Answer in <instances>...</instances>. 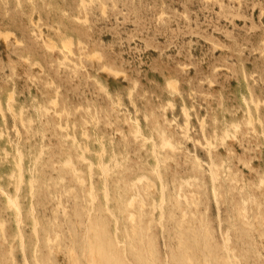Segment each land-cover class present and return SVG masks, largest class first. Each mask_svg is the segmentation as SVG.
Masks as SVG:
<instances>
[{
	"label": "rangeland",
	"instance_id": "1",
	"mask_svg": "<svg viewBox=\"0 0 264 264\" xmlns=\"http://www.w3.org/2000/svg\"><path fill=\"white\" fill-rule=\"evenodd\" d=\"M82 2L0 0V264H264V0Z\"/></svg>",
	"mask_w": 264,
	"mask_h": 264
},
{
	"label": "bare ground",
	"instance_id": "2",
	"mask_svg": "<svg viewBox=\"0 0 264 264\" xmlns=\"http://www.w3.org/2000/svg\"><path fill=\"white\" fill-rule=\"evenodd\" d=\"M16 1H17V0H16ZM81 2H82V0H81ZM83 2H84V0H83ZM83 2H82L81 4H83ZM83 8H84V7H83ZM103 12H104V11H103ZM36 20H37V19H36ZM35 24H36V23H35ZM40 28H41V27H40ZM10 33H11V32H10ZM0 34H4V33H0ZM4 35H5V34H4ZM2 40H3V39H2ZM41 41H42V40H41ZM61 41H62V40H61ZM62 44H63V46H62L61 49L64 48V49H67L68 51H70V46H71L72 42H71V39H70L69 37H68V39H64V40L62 41ZM76 44H77V42H76ZM13 45H14V44H13ZM46 49H47V48H46ZM68 51H67V52H68ZM93 55H94V54H93ZM97 56H98V55H97ZM97 56H96V57H97ZM97 58H98V57H97ZM61 60H62V59H61ZM102 66H103V65H102ZM108 68H109V67H108ZM113 70H114V69H113ZM116 73H117V71H116ZM114 74H115V73H114ZM166 82H168V81H166ZM174 82H175V81H174ZM247 85H248V84H247ZM172 87H173V86H172ZM248 87H249V86H248ZM249 91H250V89H249ZM6 92H7V91H6ZM8 92H9V91H8ZM10 92H11V91H10ZM129 94H130V93H129ZM251 94H253V92H252ZM251 94H249V95H251ZM178 95H179V94H178ZM253 95H254V94H253ZM7 96H8V95H7ZM10 96H11V95H10ZM54 96H55V94H54ZM242 96H243V95H242ZM5 97H6V96H5ZM10 98H12V96H11ZM249 98H250V97H249ZM50 99H51V98H50ZM54 99H55V98H54ZM242 99H244V97H243ZM251 99H252V98H251ZM251 99H250V100H251ZM30 100H31V98H30ZM30 100H29V101H30ZM244 100H245V99H244ZM53 101H54V100H53ZM53 101H52V99H51V102H52V103H53ZM251 101H252V100H251ZM116 102H117V101H116ZM243 102H244V101H243ZM257 102H259V101H257ZM48 103H50V102H48ZM52 103H51V104H52ZM113 103H114V102H113ZM246 103H247V101H246ZM28 104H29V103H28ZM33 104H34V103L32 102V105H33ZM35 104H36V103H35ZM116 104H117V103H116ZM169 104H170V103H169ZM257 104H258V103H257ZM6 105H7V104H6ZM42 105H43V104H42ZM247 106H248V105H247ZM7 107H8V106H7ZM183 107H184V106H183ZM245 107H246V106H245ZM253 107H254V106H253ZM257 107H258V106H257ZM163 108H164V107H163ZM189 108H190V107H189ZM247 108H248V107H247ZM2 109H3V108H2ZM9 109H10V108H9ZM18 109H19V108H18ZM20 109H22V108H20ZM41 109H42V108H41ZM184 109H185V107H184ZM184 109H183V112H186V109H185V111H184ZM45 110H46V109H45ZM181 110H182V109H181ZM5 111H6V110H5ZM5 111H4V112H5ZM10 111H11V110H10ZM61 111H62V108H61ZM247 111H248V109H247ZM1 112H2V111H1ZM35 112H36V111H35ZM64 112H65V111H64ZM243 112H244V111H243ZM256 112H257V110H256ZM18 113H19V112H18ZM53 113H54V112H53ZM60 113H61V112H60ZM248 113H249V111H248ZM35 114H36V113H35ZM183 114H184V113H183ZM185 114H186V113H185ZM185 114H184V115H185ZM18 115H20V114H18ZM28 115H29V113H28ZM40 115H41V114H40ZM40 115H39V116H40ZM243 115H244V113H243ZM245 116H246V115H245ZM13 117H14V116H13ZM18 117H19V116H18ZM32 117H33V116H32ZM57 117L59 118V116H57ZM144 117H145V116H144ZM186 117H187V116H186ZM242 117H243V116H242ZM2 118H3V116H2ZM172 118H173V117H172ZM172 118H171V119H172ZM3 119H4V118H3ZM26 119H27V117H26ZM128 119H129V118H127V120H128ZM143 119H144V118H143ZM173 119H174V118H173ZM28 120H29V119H28ZM34 120H35V119H34ZM34 120H33V121H34ZM42 120H43V119H42ZM247 120H248V119H247ZM259 120H260V119H259ZM129 121H131V120H129ZM136 121H137V120H136ZM169 121H170V120H169ZM213 121H214V119H213ZM20 122H21V121H20ZM27 122H28V121H27ZM38 122H39V121H38ZM58 122H59V120H58ZM63 122H64V121H63ZM65 122H67V121H65ZM170 123H171V121H170ZM230 123H231V122H230ZM230 123H229V125H230ZM242 123H243V122H242ZM246 123H247V122H246ZM38 124H39V123H38ZM176 124H177V123H176ZM176 124H175V125H176ZM247 124H248V123H247ZM247 124H246V125H247ZM20 125H21V124H20ZM56 125H57V124H56ZM72 125H73V124H72ZM155 125H156V124H155ZM244 125H245V124H244ZM22 126H23V125H22ZM57 126H58V125H57ZM66 126H67V125H66ZM156 126H157V125H156ZM178 126H179V125H178ZM187 126H188V125H187ZM3 127H4V126H3ZM63 127H64V126H62V128H63ZM172 127H173V125H172ZM174 127H175V126H174ZM174 127H173V128H174ZM180 127H181V126H180ZM180 127H179V128H180ZM260 127H261V125H260ZM15 128H16V127H15ZM57 128H58V127H57ZM59 128H60V126H59ZM62 128H60V129H62ZM179 128H178V129H179ZM185 128H187V127H185ZM233 128L235 129L234 131H237V130H238V126L235 125V124L233 125ZM182 129H183V128H182ZM5 130H6V128H5ZM14 130H15V129H14ZM37 130H38V129H37ZM16 131H17V130H16ZM16 131H15V132H16ZM160 131H161V130H160ZM184 131L186 132V130H184ZM201 131H202V130H201ZM136 132H137V131H136ZM178 132L180 133V131H178ZM0 133H1V132H0ZM83 133H84V132H83ZM95 133H96V132H95ZM137 133H139V132H137ZM212 133H213V132H212ZM4 134H6V133H4ZM15 134H17V133H15ZM66 135H68V134H66ZM83 135H84V134H83ZM186 135H187V134H186ZM92 136H93V135H92ZM99 136H100V135H99ZM160 136H161V135H160ZM142 137H143V135H142ZM232 137H233V136H232ZM18 138H19V137H18ZM40 139H41V137H40ZM73 139H74V138L72 137L71 140H73ZM92 139H93V137H92ZM149 139H150V137H149ZM149 139H148V140H149ZM160 139H161V138H160ZM186 139H187V137H186ZM189 139H190V137L188 138V140H189ZM203 140H204V137H203ZM223 140H225L224 137H222V141H223ZM85 141H86V140H85ZM90 141H92V140H90ZM185 141H186V140H185ZM219 141H220V140H219ZM7 142H8V140H7ZM99 142H100V141H99ZM173 142H174V141H173ZM173 142H172L170 139L166 138V137H162V139H161V144H160V143H159V144H160L161 149L169 148V149L172 150V149L175 148V145L173 144ZM197 142H198V141H197ZM207 142H209V141H207ZM4 143H5V142H4ZM8 144H9V143H8ZM41 144H42V142H41ZM71 144H72V141H71ZM209 144H210V143H209ZM101 145H102V143H101ZM109 145H111V144H109ZM198 145H199V143H198ZM207 145H208V143H207ZM82 146H83V144H82ZM82 146H81V147H82ZM202 146H203V144H202ZM202 146H201V147H202ZM210 146H211V145H209L208 147H210ZM216 146H217V145H216ZM38 147H39V145H38ZM41 147H42V146H41ZM76 147H79V146H76ZM102 147H103V146H102ZM158 147H159V145H158ZM208 147H207V148H208ZM110 148H111V147H110ZM141 148H142V147H141ZM0 149H2V148H0ZM3 149H4V148H3ZM77 149H78V148H77ZM81 149H82V148H81ZM85 149H86V147H85ZM85 149H84V150H85ZM87 149H88V148H87ZM153 149H154V148H153ZM161 149H160V150H161ZM38 150H39V148H38ZM82 150H83V149H82ZM98 150H99V149H98ZM208 150H209V149H208ZM208 150H207V151H208ZM17 151H18V150H17ZM77 151H78V150H77ZM85 151H86V150H85ZM89 151H90V150H88V152H89ZM32 152H33V151H32ZM37 152H39V151H37ZM78 152H80V151H78ZM91 152H92V150H91ZM94 152H95V151H94ZM96 152H98V151H96ZM96 152H95V154H96ZM148 152H149V151H148ZM18 153H19V155H21V154H20V151H19ZM33 153H34V152H33ZM33 153H32V154H33ZM81 153H82V151H81ZM112 153H114V152H112ZM150 153H151V152L148 153V156H149V155H150V156L152 155V154H150ZM152 153H153V151H152ZM154 153H156V149H155V152H154ZM79 154H80V153H79ZM114 154H115V153H114ZM117 154H118V153H117ZM163 154H164V153H163ZM37 155H38V154H37ZM37 155H36V156H37ZM86 155H87V154H86ZM86 155H85V156H86ZM93 155H94V154H93ZM97 155H98V154H97ZM102 155H103V154H102ZM112 155H113V154H112ZM156 155H158V154H156ZM3 156H4V155H3ZM36 156H35L34 158H36ZM108 156L110 157V155H108ZM158 156H159V155H158ZM65 157H66V156H65ZM68 157H69V156H68ZM79 157H80V156H79ZM93 157H94V156H93ZM109 157H108V159H109ZM152 157H153V156H152ZM152 157H151V158H152ZM169 157H170V156H169ZM195 157H196V156H195ZM195 157H194V160H195L196 158L200 157V156H198V157H196V158H195ZM3 158H4V157H3ZM20 158H21V156H20ZM39 158H40V155H39ZM81 158H83V157H81ZM81 158H80V159H81ZM86 158H87V157H86ZM112 158H113V157H112ZM149 158H150V157H149ZM163 158H164V156H163ZM207 158H208V157H207ZM212 158H213V157H212ZM64 159H65V158H64ZM83 159L85 160V158H83ZM108 159H106V160H108ZM147 159H148V158H147ZM3 160H4V159H3ZM30 160H32V157H31ZM35 160H37V159H34V161H35ZM89 160H91V159H89ZM101 160H102V159H101ZM110 160H112V159H110ZM119 160H120V159H119ZM158 160H159V158H158ZM18 161H19V160H18ZM34 161H33V162H34ZM39 161H40V159H39ZM69 161H70V160H68L67 163H70V164H71V162H69ZM86 161H87V160H86ZM97 161H99V160H97ZM113 161H114V160H113ZM152 161H153V160H152ZM154 161H155V160H154ZM195 161H196V160H195ZM197 161H199V160L197 159ZM200 161H201V160H200ZM20 162H21V161H20ZM80 162H82V161H80ZM84 162H85V161H84ZM162 162H163V160H162ZM204 162H205V161H204ZM214 162H215V161H214ZM5 163H6V162H5ZM34 163H35V162H34ZM34 163H33V164H34ZM65 163H66V162H65ZM89 163H90V162H89ZM95 163H96V162H95ZM95 163H94V167H95ZM109 163H110V162H109ZM109 163H107V164H109ZM144 163H145V162H144ZM160 163H161V162H160ZM160 163H159V165H160ZM201 163H202V162H201ZM208 163H210V162H208ZM220 163H222V162H220ZM18 164H19V162H18L16 165L18 166ZM21 164H22V163H21ZM37 164H38V163H37ZM74 164H75V163H74ZM86 164H87V163H86ZM99 164H100V162H99ZM154 164H155V163H154ZM162 164H163V163H162ZM162 164H161V165H162ZM205 164H206V163H204V165H205ZM35 165H36V164H35ZM109 165H110V164H109ZM145 165H147V164L145 163ZM156 165H157V163H156ZM208 165H209L208 167H210V168L208 169V167H207V169L209 170V173H210L211 176H212V179H210V178H208V179H210V180H209V181H210V184H212L214 181L217 180V175H218L217 171H218V169H217V165H216L215 163H213V162H212L211 164H208ZM225 165H226V164H225ZM92 166H93V165H91V163H90V166H89V167L91 168ZM103 166H104V167H103V171H107V172H108V169L105 167V166H106V163H105V165H103ZM157 166H158V165H157ZM201 166H202V165H201ZM219 166H220V165H219ZM27 167H28V166H27ZM71 167H72V165H71ZM71 167H70V168H71ZM146 167H147V166H146ZM153 167H155V166H153ZM226 167H227V166H226ZM19 168H20V166H19ZM87 168H88V167H87ZM95 168H96V167H95ZM149 168H150V167H149ZM157 168H159V167H157ZM157 168H154L153 171H154V173H155L157 179H158L159 181L162 182V175H161V172H160V170H158ZM200 168H201V167H200ZM34 169H35V166H34ZM76 169H77V168H76ZM85 169H86V168H85ZM204 169H205V168H204ZM220 169H221V168H220ZM10 170H11V169H10ZM78 170H79V169H78ZM78 170H77V171H78ZM89 170H90V169H89ZM150 170H151V169H150ZM224 170H225V167H224ZM77 171H76V172H77ZM13 172H14V170H13ZM15 172H16V171H15ZM20 172H21V171H20ZM20 172H19V173H20ZM24 172H25V171H24ZM94 172H95V170H94ZM98 172H99V171H98ZM100 172H101V171H100ZM107 172H106V173H107ZM205 172H208V171L205 170ZM221 172H222V171H221ZM221 172H220V175L223 174V173H221ZM263 172H264V171H263ZM226 173H227V172H226ZM226 173H225V174H226ZM17 174H18V172H17ZM17 174H15V175H17ZM29 174H30V173H29ZM34 174H35V172H34ZM79 174H80V173H79ZM100 174H101V173H100ZM100 174H99V175H100ZM104 174H105V173H104ZM150 174H151V172H150ZM9 175H11V172H10V174H7V176H9ZM21 175H22V174H21ZM86 175H87V174H86ZM90 175H91V173H90ZM93 175H94V173H93ZM97 175H98V174H97ZM138 175H139V174H138ZM29 176H30V175H29ZM88 176H89V172H88ZM139 176H140V175H139ZM208 176L210 177L209 174H208ZM13 177H14V176H13ZM19 177L21 178V176H19ZM37 177H38V176H37ZM37 177H36V178H37ZM105 177H106V176H105ZM151 177H152V176H151ZM8 178H9V177H8ZM75 178H76V177H75ZM100 178H101V177H100ZM108 178H109V177H108ZM163 178H164V177H163ZM166 178H167V177H166ZM9 179H10V178H9ZM22 179H23V178H22ZM76 179H77V178H76ZM79 179H80V178H79ZM79 179H78V182H80ZM135 179H136V178H135ZM135 179H134V180H135ZM14 180H15V179H14ZM20 180H21V179H20ZM33 180H35V177L33 178ZM142 180H148V181L150 182L148 176L145 175V174H142V175L137 179L138 182H139V181H142ZM181 180H182V179H181ZM184 180H185V179H184ZM211 180H214V181L211 183ZM222 180H223V179H222ZM30 181H31V180H30ZM76 181H77V180H76ZM102 181H103V179H102ZM156 181H157V180H156ZM14 182H15V181H14ZM82 182H83V181H82ZM152 182H153V181H151V183H152ZM157 182H158V181H157ZM178 182H179V181H178ZM182 182H183V181H182ZM184 182H185L186 184H189V181H188V180H185ZM16 183H17V182H16ZM153 183H154V182H153ZM158 183H159V182H158ZM259 183H260V181H259ZM19 184H20V181H19ZM102 184H103V182H102ZM102 184H101V185H102ZM159 184H160V183H159ZM166 184H167V183H166ZM179 184H180V182H179ZM179 184H177V185H179ZM217 184H218V183H217ZM217 184H216V185H217ZM30 185H31V184H30ZM89 185H91V184H89ZM161 185H162V187H161ZM161 185H160L161 192H162L161 195L164 196L165 193H166V192H165V186H164V184H161ZM16 186H17V185H16ZM18 186H19V185H18ZM102 186H103V185H102ZM102 186H101V187H102ZM127 186H128V185H127ZM129 186H130V185H129ZM209 186H210V185H209ZM212 186H213V184H212ZM29 187H30V189L32 188V186H29ZM91 187H92V186H91ZM131 187H132V186H131ZM134 187H135V186H134ZM154 187H155V185H154ZM167 187H168V186H167ZM216 187H217V186H216ZM104 188H105V187H104ZM104 188H103V189H104ZM150 188H151V186H150ZM178 188H179V186H178ZM182 188H183V187H182ZM217 188H218V187H217ZM30 189H29V190H30ZM135 189H136V188H135ZM148 189H149V188H148ZM152 189H153V188H152ZM176 189H177V188H176ZM1 190H2V189H1ZM1 190H0V191H1ZM105 190H106V189H105ZM158 190H159V188H158ZM212 190H214V188H213ZM90 191H92V190L90 189L89 192H88V191H87V192L90 193ZM103 191H104V190H103ZM106 191H107V190H106ZM87 192H86V193H87ZM95 192H96V191H95ZM107 192H108V191H107ZM107 192H106V194H107ZM155 192H156V191H155ZM159 192H160V190H159ZM173 192H174V190H173ZM212 192H214V194H215V191H212ZM2 193H3V192H2ZM4 193H5V192H4ZM91 193H92V192H91ZM102 193L104 194V192H102ZM92 194H93V193H92ZM130 194H131V193H130ZM151 194H153V193H151ZM177 194H178V192H177ZM137 195L140 196V194H137ZM146 195H147V194H146ZM94 196H95V195H94ZM94 196H93V200L96 198V197H94ZM132 196H133V195H132ZM163 196H162V199H163ZM183 196H184V195H183ZM103 197L105 198V196H103ZM130 197H131V195H130ZM158 197H159V196H158ZM176 197H177V196H176ZM178 197H179V195H178ZM184 197H185V196H184ZM214 197H215V195H214ZM104 198H102V199L104 200ZM135 198H136V196H133L131 200L129 199L128 204H129V205H132V202H133V200H135ZM179 198H180V197H179ZM152 199H153V198H152ZM160 199H161V197H160ZM263 199H264V198H263ZM90 200H91V196H90ZM105 200H107V197H106ZM126 200H127V199H126ZM140 200H141V199H140ZM214 200H215V198H214ZM108 201H109V200H108ZM166 201H167V200H166ZM8 202H9V201H8ZM8 202H7V203H8ZM10 202H11V201H10ZM91 202H92V201H91ZM106 202H107V201H106ZM160 202H161V201H160ZM147 203H148V201H147ZM162 203H163V202H162ZM106 204H107V203H106ZM152 204H153V202H152ZM148 205H149V204H148ZM9 206H11L10 203H9ZM105 207H106V209H107V206H106V205H105ZM138 207H139V206H138ZM160 207H161V206H160ZM129 208H130V207H129ZM145 208H147V207H145ZM152 208H153V207H152ZM157 208H158V207H157ZM157 208H156V209H157ZM161 208H162V207H161ZM161 208H159V209L162 210ZM145 210H146V209H145ZM147 210H148V208H147ZM152 210H153V209H152ZM154 210H155V209H154ZM154 210H153V211H154ZM160 210H159V211H160ZM19 211H20V210H19ZM130 211H131V210H130ZM153 211H152V212H153ZM159 211H158V212H159ZM161 212H162V215H163V211H161ZM16 215H17V214H16ZM18 215H19V214H18ZM155 216H156V215H155ZM16 217H17V216H16ZM19 217H20V216H19ZM150 217H151V216H150ZM160 217H161V215H160ZM160 217H159V218H160ZM162 217H163V216H162ZM35 219H36V218H35ZM151 220H152V219H151ZM20 221H21V220H20ZM158 221H159V220H158ZM160 223H161V221H160ZM20 224H21V223H20ZM17 225H18V224H17ZM36 225H37V224H36ZM18 231H19V229H18ZM35 232H36V231H35ZM35 232H34V233H35ZM114 233H115V232H114ZM2 237H3V236H2ZM21 237H22V236H21ZM17 239H18V238H17ZM21 240H22V239H21ZM50 242H51V241H50ZM34 250H35V249H34ZM34 250H33V251H34ZM227 250H228V249H227ZM36 253H37V252L35 251V254H36ZM33 254H34V253H33ZM227 254H228V252H227ZM227 256H228V255H227ZM229 256H230V255H229ZM230 257H231V256H230ZM230 257H229V258H230ZM230 259H232V258H230ZM231 263H233V262H231V260H230V264H231Z\"/></svg>",
	"mask_w": 264,
	"mask_h": 264
}]
</instances>
